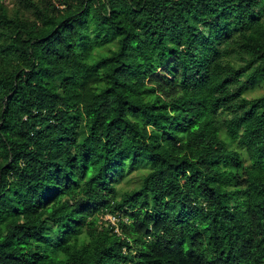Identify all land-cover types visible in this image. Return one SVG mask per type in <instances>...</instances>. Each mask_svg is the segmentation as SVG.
I'll use <instances>...</instances> for the list:
<instances>
[{"label": "trees", "instance_id": "16d2710c", "mask_svg": "<svg viewBox=\"0 0 264 264\" xmlns=\"http://www.w3.org/2000/svg\"><path fill=\"white\" fill-rule=\"evenodd\" d=\"M261 82L264 0H0V264H264Z\"/></svg>", "mask_w": 264, "mask_h": 264}, {"label": "rangeland", "instance_id": "374dc122", "mask_svg": "<svg viewBox=\"0 0 264 264\" xmlns=\"http://www.w3.org/2000/svg\"><path fill=\"white\" fill-rule=\"evenodd\" d=\"M162 74L163 71L161 72ZM264 94V83L261 82L258 84V86L254 89V91L248 92V97H255L260 96ZM139 182V173L134 172L132 175H130L124 182H122L119 185V188H122L124 190L133 188L136 186V183ZM109 218V217H108ZM112 222H115V219L113 217L109 218Z\"/></svg>", "mask_w": 264, "mask_h": 264}]
</instances>
